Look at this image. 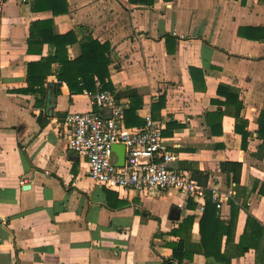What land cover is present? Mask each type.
<instances>
[{
	"label": "crops",
	"instance_id": "obj_1",
	"mask_svg": "<svg viewBox=\"0 0 264 264\" xmlns=\"http://www.w3.org/2000/svg\"><path fill=\"white\" fill-rule=\"evenodd\" d=\"M35 1L0 0V264H226L200 247L197 202L106 188L67 147L66 114L92 108L93 92L69 85L87 37L110 44L104 89L127 102L126 125L156 114L177 153L170 167L231 191L215 211L231 225L220 247L230 264L261 254L264 264V231L238 252L249 216L264 227V0H65L58 15ZM49 19L54 34L72 31L77 42L53 63L43 94L24 92L28 63L55 52L33 26ZM180 240L181 262L170 244Z\"/></svg>",
	"mask_w": 264,
	"mask_h": 264
},
{
	"label": "built area",
	"instance_id": "obj_2",
	"mask_svg": "<svg viewBox=\"0 0 264 264\" xmlns=\"http://www.w3.org/2000/svg\"><path fill=\"white\" fill-rule=\"evenodd\" d=\"M90 98L92 108L68 112L64 124L67 147L86 159L93 180L116 191H177L186 198L195 197L201 211L206 190L217 209L229 200L231 191L216 184L204 186L188 171L170 167L177 153L163 135L164 121L153 118L151 111L141 126L129 127L125 123L127 102L101 86ZM115 144L125 147L122 165L112 161Z\"/></svg>",
	"mask_w": 264,
	"mask_h": 264
},
{
	"label": "trees",
	"instance_id": "obj_3",
	"mask_svg": "<svg viewBox=\"0 0 264 264\" xmlns=\"http://www.w3.org/2000/svg\"><path fill=\"white\" fill-rule=\"evenodd\" d=\"M134 4H152V0H129ZM36 9L49 10L53 15L65 14L68 11L65 5V0H36ZM39 25L40 29L37 32L39 36V43L50 41L55 44V52L52 56L42 57L40 60L30 62L27 65V86L22 90L24 92H39L43 94L45 92L44 84L47 74L52 72L53 63H63L68 59L67 45L77 42L73 35V32L65 34H54L52 32L53 21L52 19L42 21L40 23H34L33 26ZM34 34V32H33ZM32 36V34H31ZM262 35L259 37L261 38ZM255 39V38H254ZM32 44V42L30 43ZM30 50V49H29ZM110 44L101 43L92 37H87L85 40L80 41V54L73 59H70V68L72 74V81L69 83L70 89L82 92L84 90L94 92L96 90V81L101 83L102 88H109V80L106 79L109 76L108 64L110 58ZM163 105L161 102L155 106L156 110H159ZM157 108V109H156ZM135 113L136 107H133ZM136 117V114H134ZM153 118H157L153 113ZM144 122V121H143ZM164 134V133H163ZM259 134L264 135V112L259 117ZM206 203L204 211L200 220V232L201 242L200 247L206 256L213 255L217 260L225 261L226 264H230L231 257L226 256L220 251L221 240L223 234L231 233V225L226 224L219 219L215 214L216 205L212 200L210 191H205ZM191 201L197 202L195 197L191 198ZM187 223L192 221L189 217L185 220ZM249 224L252 226V230L242 235V239L238 246V252L244 253L249 247H257L258 239L261 237V233L264 231L263 225L255 218L249 216ZM178 232L177 230H173ZM173 247L172 258L178 261H183L184 255L183 241L170 243ZM169 244V245H170ZM255 264H263V254H261L255 261Z\"/></svg>",
	"mask_w": 264,
	"mask_h": 264
},
{
	"label": "water",
	"instance_id": "obj_4",
	"mask_svg": "<svg viewBox=\"0 0 264 264\" xmlns=\"http://www.w3.org/2000/svg\"><path fill=\"white\" fill-rule=\"evenodd\" d=\"M125 159V147L122 144L113 146L112 161L115 164L122 165Z\"/></svg>",
	"mask_w": 264,
	"mask_h": 264
}]
</instances>
